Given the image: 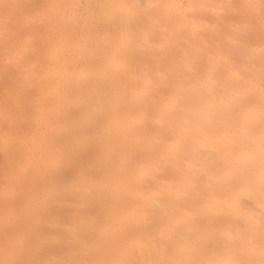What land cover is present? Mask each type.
Masks as SVG:
<instances>
[{"label": "bare ground", "instance_id": "6f19581e", "mask_svg": "<svg viewBox=\"0 0 264 264\" xmlns=\"http://www.w3.org/2000/svg\"><path fill=\"white\" fill-rule=\"evenodd\" d=\"M0 264H264V0H0Z\"/></svg>", "mask_w": 264, "mask_h": 264}]
</instances>
